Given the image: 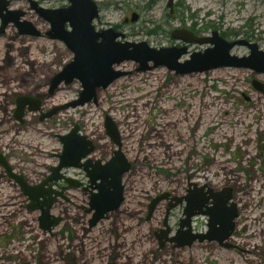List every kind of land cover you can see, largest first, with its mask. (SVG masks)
Wrapping results in <instances>:
<instances>
[{
    "label": "rangeland",
    "instance_id": "obj_1",
    "mask_svg": "<svg viewBox=\"0 0 264 264\" xmlns=\"http://www.w3.org/2000/svg\"><path fill=\"white\" fill-rule=\"evenodd\" d=\"M11 1L12 10L26 9V0ZM167 1L96 0L100 19L94 21L95 28L113 27L124 35L118 39L122 43L146 42L156 49L187 45L189 53L183 55L181 63L210 45L174 40L171 32L180 28L199 36H210L216 30L229 41L246 39L264 51V0H175L173 11ZM64 3L44 0L49 8ZM31 13L21 20L36 22L43 31L40 37L20 35L13 22L0 36V84L12 82L0 87L1 100L22 95L41 98L48 105L76 100L82 91L79 80L49 99L50 81L64 66L59 57L66 53V46L46 36L50 25L37 16L33 20ZM134 14L138 15L136 22L132 21ZM249 53L247 46L239 45L231 52L239 57ZM70 56L64 58L67 63L74 54ZM50 62L53 67L45 66ZM139 67L140 63L129 60L115 66L124 75L108 88L97 90V103L92 100L61 112L56 115L58 122L56 118L40 122L29 114L28 132L0 142V148L15 143L13 149L24 155H28V147L53 151L57 141L49 134L58 131L48 133V124L57 123L63 132L78 124L80 133L95 148L90 157L110 161L121 150L131 166L125 175L123 206L92 230L88 229L87 204L70 210L68 219L51 232L41 228L40 210L23 211L19 217L22 224H5L0 215V264H86L89 251L96 257L98 253L106 255L101 263L92 264H107L117 250L125 260L133 249L137 264H264V92L253 85L254 81L264 84V73L225 67L181 76L166 67L147 72ZM108 118L118 128L121 149L107 134ZM2 182L3 204L23 198ZM189 183L207 185L216 192L232 189L240 215L229 241L233 247H221L215 241L190 248H174L170 241L161 246L155 233L163 229L166 201L157 205L151 220L147 206L166 192L170 196L186 194ZM183 212L184 207H179L171 214L172 235ZM207 224L208 219L199 216L192 227L205 233ZM87 232L91 236L87 237ZM88 239L94 240L89 243ZM96 242L99 244L90 248Z\"/></svg>",
    "mask_w": 264,
    "mask_h": 264
},
{
    "label": "water",
    "instance_id": "obj_2",
    "mask_svg": "<svg viewBox=\"0 0 264 264\" xmlns=\"http://www.w3.org/2000/svg\"><path fill=\"white\" fill-rule=\"evenodd\" d=\"M31 1L34 6L37 2ZM10 0H0V15L2 19V26L0 27V34L8 27V24L13 22L22 31V34L27 36H39L31 22L21 21V17L25 15L21 10H10ZM70 5L61 9H43L40 8L41 15L47 19L51 24V31L49 36L52 39H59L64 41L73 52L74 58L71 63L67 64L63 71L59 72L53 78L52 89L63 82H73L75 79L82 83V91L80 97L72 104H66L64 109L70 106L76 108L84 106L87 102H97V90L100 88L106 89L108 86L119 77L124 75L120 70H115L114 67L126 61H136L140 63L139 71L147 72L160 67H166L170 71H175L178 75L191 74L193 72L204 73V71L214 70L216 68H249L256 74L264 73V51H262L257 43L249 42L248 40L237 39L229 41L223 37L218 31L213 30L210 36H198L193 31L188 29H176L171 32L172 38L176 41H182L185 44L210 45L209 48L203 52H194L191 60L180 62L183 55L189 53L187 45L181 47H170L156 49L150 47L146 42L132 43L127 41L122 43L118 41L119 37L124 38V35L114 28L105 29L103 31H96L94 21L100 19V8L96 0H69ZM168 8L173 11L175 0H168ZM3 10H7V14L2 16ZM138 15H133L132 21L136 22ZM69 23L72 31L65 29V24ZM101 39V41H99ZM247 46L250 49V55L246 57H239L232 55L231 52L236 46ZM153 62V65H149ZM253 85L256 89L264 92V84L254 81ZM30 98L24 97L20 100V110L25 108L26 104L32 102ZM22 102V104H21ZM38 111L39 109H33ZM32 110V111H33ZM60 109H55L48 117H54ZM44 119V118H43ZM42 119V120H43ZM107 134L111 135L112 139L121 149V136L118 128L113 121L108 118L106 121ZM62 143L65 148L64 154L61 156V163L55 168V172L63 170V168L74 167L83 168L92 182L101 181L97 185L99 193H93L90 198L88 213L92 214L90 225L96 226L107 218L110 213L117 211L125 202V188L123 184L124 175L131 169L130 163L121 150L116 151L114 157L110 161L103 163L102 160H95L90 157L94 152L91 140L80 133V127L76 126L71 133L62 136ZM8 172L12 177L11 168L7 163H4ZM92 169H91V168ZM58 181L56 176H50L49 180ZM24 192L29 196L32 202V210H40L39 224L44 232H51L52 229L58 227L62 218L51 213L52 207V190H44L43 186L30 187L20 181ZM206 186L200 187V191H194L187 195V197H174L177 203L169 205L167 209L164 228L160 230L162 247L170 242H179L186 239L185 236L191 233V222L193 217L203 215L209 217L207 227L208 232L193 235L189 238L188 243L179 242L174 248L190 247L195 241L205 242L206 240L216 241L221 247L231 248L229 240L232 238L236 230L237 219L240 217L238 212V204L233 200L234 194L232 189H224L216 192L209 188V197L202 194L201 191ZM50 196L46 200L47 196ZM171 193L166 192L157 196L149 204L148 219L153 216L156 207L166 199H169ZM43 198V201L40 199ZM213 199L212 206H208L209 201ZM186 201L184 210V220L180 224L178 234L173 237H168L171 233L169 228V215L172 209L177 208L179 203ZM184 227L188 231L183 232ZM183 232V233H182Z\"/></svg>",
    "mask_w": 264,
    "mask_h": 264
},
{
    "label": "flooded vegetation",
    "instance_id": "obj_3",
    "mask_svg": "<svg viewBox=\"0 0 264 264\" xmlns=\"http://www.w3.org/2000/svg\"><path fill=\"white\" fill-rule=\"evenodd\" d=\"M33 1L37 2L38 5L34 6V4L31 1L26 0V2H27L26 9H25L26 11L22 10V9H18V10H21L22 12L25 13V15L23 17H21V19L24 17H27L29 12H32L31 16H32L33 20H34L35 16H37L39 19H42L46 23H48L50 25V29H51V24L47 19H45L43 17V15H41L40 8L51 10V9H61L64 7H68L70 5L69 0H65V3L62 4L61 6L49 8V7L45 6L44 0H33ZM13 6H14V3L11 1L7 10L8 9L12 10V8H14ZM7 10H3L2 16L7 14ZM18 10H16V11H18ZM2 19L3 18L0 15V27L2 26V22H3ZM21 21H27V20H21ZM29 22H31L32 25L34 26V28L37 31H39V33H40L39 36H33V35H30V36L33 38L34 37H40L41 34L43 33V31L39 30V27H38L36 22H35V24L32 21H29ZM8 25H10V23ZM6 29L4 30L3 33L0 34V36L4 35L6 33L5 32ZM18 29L20 31L19 27H18ZM50 29L45 30L46 36H48L49 38H50L49 32L51 31ZM65 29H67L68 31H72L69 23L65 24ZM96 31L100 32L103 30H98L96 28ZM20 35H25V34H22V31H21ZM55 40H59V39H55ZM59 41H61V40H59ZM99 41H101V39ZM61 42H64V41H61ZM64 44L66 46V49H65L66 53H63L59 57L60 60L62 62H64V66L61 68V71L64 70V68L66 67L67 64L72 62L71 61V62L67 63L66 59L64 60L66 55L70 56L73 53L72 51H70L69 47L67 46V44L65 42H64ZM70 58H71V56H70ZM50 63H51L50 65H49V63H45L46 64L45 66L53 67V62H50ZM61 65L62 64H60V66ZM58 74H59V72H58ZM58 74H56V75H58ZM75 80H77V79H75ZM75 80L71 83H67L64 80L63 82H61L60 84H58L57 86H55L52 89V87H53V84H52L53 79H52L50 81V84H51L50 88L48 89L49 99L56 97V95H58V93L60 91H65L69 86L74 84ZM11 83H8L7 81L5 83L3 82V84H0L1 85L0 87H4L3 85L11 86ZM1 93H2V91L0 89V94ZM5 96H7V95H5ZM1 97L2 96H0V142L1 143L4 142V140H5L4 138H6V137L9 138L10 136H13V135L18 136V135H22L25 131L28 132L29 129L26 127V125H27V118H28L27 116H29V114L35 115L37 117V120L40 122H43L46 120L47 121H53L52 119L56 118V115H58L59 113H61V112L66 113L67 110L74 108V107L70 106L69 108L64 109L63 107H65L66 104H72L73 102L76 101V100H72L69 102L65 101L63 104H60L58 102L54 103V101H52L53 103L48 105L46 100H43V99L37 98V97L32 98V97L25 96V95L18 96V97L17 96H15V97L11 96V97H7V100H1ZM24 97L30 98L31 100L33 99V101L27 103L25 105L26 107L23 108V110H20V107H19L20 100L24 99ZM95 103H97V102H95ZM21 104H22V102H21ZM33 109H39V110L34 111ZM55 109H60V111L58 113H56L54 117H48V114L55 111ZM58 120H59V118H56L57 122H58ZM11 121L13 123H15L16 127L12 128V122ZM56 124L57 123H55V126H52V124L51 125L48 124L49 128L46 127L49 131L48 133H50L51 131H56V130L58 131L55 135L49 134V137L51 139L57 141V143H56L57 146L54 147L53 151H51L49 149H46V150L41 149L38 147H28L29 153H28V155H26V154L24 155L23 153H18L16 150L13 149L14 146H16L15 143H13V145L3 144V147L0 148V181H3L2 183H4V182L8 183L13 191L16 190L18 194L23 196V198L17 197L16 199H12V202L10 200L9 203H5V204H3L0 201V215H2L4 217L3 219L5 220L4 221L5 224L8 221L11 223L13 222L14 224L17 222H20L18 224H22L24 222V220L19 219V217L22 215L23 211H25V210L34 211L30 208V205L31 204H37L35 202H32L29 199V196L26 195V192H24L21 182H19L20 179L25 184L27 183L30 187L43 186L44 190L48 191L49 189H51L53 191L51 194L52 202H53L52 207H51V213L57 217L60 216L62 218L60 225L68 219V216L70 215V210H80L81 204L82 205L87 204L89 206L90 201H91L90 198L93 195V193H99V189H97V185H99L101 181L98 180L97 182H92L91 179L88 178L87 173L84 171L83 168L68 167V168H63V170L59 171L58 173L55 172V168L61 163V156L64 154V151H65V148H64L63 143H62V136H65V135L71 133L72 129L74 128V127L70 128L69 130H66V132H63L64 128L62 126L56 125ZM76 126L81 127L78 124L75 125V127ZM80 130H81V128H80ZM6 147H8V148L6 149ZM94 150H95V148H94ZM11 152H13V154H11ZM95 160H98V159H93V161H95ZM101 160L103 163L108 162V161H105L103 159H101ZM4 163H7L9 165V168H11L13 175H16L15 177H12L10 175V172H8ZM130 171H131V169H130ZM128 173H126L125 175H127ZM125 175L123 176L124 177V179H123L124 188H125V182H124L125 181ZM50 176H56L58 178V181H56L54 179H53V181H50L49 180ZM32 178H35V180H33ZM188 185L189 186L187 188L186 194H178V195L174 194L172 196H169L170 198L166 200V204L164 206L166 212H167V209L169 208V205L177 203L176 200H173L174 197H177V196L178 197H187V195H189L190 193H192L194 191L195 192L200 191L199 189L201 186L195 185L193 183H189ZM201 193L206 195L207 197H209L207 188L203 189L201 191ZM124 195H125V193H124ZM51 197L48 195L46 197V200H48ZM43 200H44L43 198L40 199V201H43ZM212 202H213V199H211L209 201L208 206H212L211 205ZM185 206H186V201L184 200L182 203H179L177 205V208L184 207V210H185ZM148 207L149 206H147V208ZM177 208H174L171 210L170 215L168 217L169 220H170L171 214L175 210H177ZM5 209H11V210H10V212L6 213V212H4ZM54 211L58 212V213L55 214V213H53ZM87 214L90 215V217L87 219L89 230H92L93 228H96L97 226H99L101 223H103V220L109 219V215H108V217L103 218V220H101V222H99L98 225L91 227L90 220L92 219L93 212H92V214H90L87 211ZM165 215H166V213H165ZM199 216H203V215H199ZM199 216L193 217L192 222H191V228H192L191 233H189V235L185 236L186 239L180 240L179 242L188 243L190 241L189 238L191 236L200 234V233L196 232V230L192 227L194 222L199 218ZM203 217H206V216H203ZM206 218L209 220V217H206ZM184 219L185 218H184V212H183V215H182L180 222L178 224V230L180 229L179 228L180 224ZM148 220H151V219L149 218ZM27 224H28V222H27ZM163 228H164V222H163ZM54 229H52V231ZM178 230L175 232L174 235H172L173 231L171 229V233L168 235V237L176 236L178 234ZM186 231H188V228L184 227L183 232H186ZM160 234H161L160 230L155 233V235L158 239H159ZM86 236L89 237L91 235L89 232H87ZM93 240L94 239H88V242L89 243L93 242ZM179 242H173L174 246L179 244ZM211 242H214V241H211ZM211 242H209V243H211ZM196 243H199V240L195 241L191 246L195 245ZM98 244L99 243H97V242L93 243L92 246H90V248L93 247L94 245L96 246ZM126 246H127L126 247V249H127L129 245L127 244ZM186 247H184V248H186ZM88 249H89V244H88ZM121 252H122L121 250H117V252L115 254H111L108 257L107 264H137L135 262L136 261L135 259L137 256V254H135L136 253L135 249L130 251V252H132L130 255L128 254L127 256H125L126 257L125 260L123 259ZM90 253H91L90 251L88 253L86 252V254H87L86 255V257H87L86 264H92L95 261L96 262L98 261L99 263H101L102 261H104V258L106 257L105 253L103 254L104 256H101V254L98 253V255L96 254L97 257L95 256V254H90Z\"/></svg>",
    "mask_w": 264,
    "mask_h": 264
}]
</instances>
